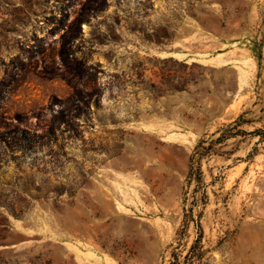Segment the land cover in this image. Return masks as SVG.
Instances as JSON below:
<instances>
[{"label": "rangeland", "instance_id": "obj_1", "mask_svg": "<svg viewBox=\"0 0 264 264\" xmlns=\"http://www.w3.org/2000/svg\"><path fill=\"white\" fill-rule=\"evenodd\" d=\"M84 2L0 0V264H264V0Z\"/></svg>", "mask_w": 264, "mask_h": 264}, {"label": "trees", "instance_id": "obj_2", "mask_svg": "<svg viewBox=\"0 0 264 264\" xmlns=\"http://www.w3.org/2000/svg\"><path fill=\"white\" fill-rule=\"evenodd\" d=\"M107 0H85V2L81 5V9L79 11V15L77 17H75V19L73 20V24L70 25V29H74L75 33H79L81 31V23L84 21H89L91 16L93 14H95L97 11L102 10L103 7L106 5ZM66 33H69L68 31H66ZM64 37V36H63ZM66 43H68V41H65ZM62 46L64 47V43L62 44ZM60 56H61V60L64 61L66 64L67 62L70 60V57H68V54L63 51H60ZM79 94L80 92H74V94H72V96L68 99L72 101H79ZM239 121L238 119L236 121H234V125H238ZM217 139H220V137H218ZM203 141L201 140L200 143L198 144L196 150L194 151V154H196V157H200L202 156L203 152H209L210 151V147H203L202 145ZM195 157V155L193 156Z\"/></svg>", "mask_w": 264, "mask_h": 264}]
</instances>
